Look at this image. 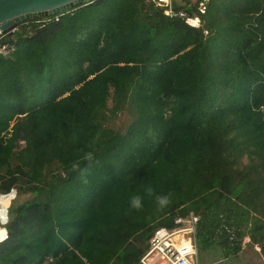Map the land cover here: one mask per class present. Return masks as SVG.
<instances>
[{"label":"trees","instance_id":"trees-1","mask_svg":"<svg viewBox=\"0 0 264 264\" xmlns=\"http://www.w3.org/2000/svg\"><path fill=\"white\" fill-rule=\"evenodd\" d=\"M154 3L93 0L5 30L0 194L16 197L0 264H140L153 229L190 212L197 249L264 257V0L203 14L172 0L199 28Z\"/></svg>","mask_w":264,"mask_h":264},{"label":"built area","instance_id":"built-area-1","mask_svg":"<svg viewBox=\"0 0 264 264\" xmlns=\"http://www.w3.org/2000/svg\"><path fill=\"white\" fill-rule=\"evenodd\" d=\"M156 9H164L169 16H180L188 25L199 28L200 18L198 15L188 16L183 10H175L172 0H154ZM208 0H199L196 10L203 14L206 10ZM190 19H196V24L189 22ZM14 28V27H12ZM13 30V29H12ZM5 31L0 30V57L12 53L16 46L13 42L3 39ZM10 193L0 194V197H7ZM12 199V198H11ZM8 200V205L10 203ZM0 206H3L0 203ZM6 206L5 213L7 214ZM5 208V206H3ZM199 216L190 212L185 216H175L171 227L157 226L153 229L148 241V247L139 259L140 264H197V244L195 239V227ZM244 242H249L246 237ZM257 252L259 246H255ZM47 260H52L48 257Z\"/></svg>","mask_w":264,"mask_h":264},{"label":"water","instance_id":"water-1","mask_svg":"<svg viewBox=\"0 0 264 264\" xmlns=\"http://www.w3.org/2000/svg\"><path fill=\"white\" fill-rule=\"evenodd\" d=\"M93 0H0V30L11 29L26 19L52 16ZM70 170L64 172L67 175Z\"/></svg>","mask_w":264,"mask_h":264},{"label":"rangeland","instance_id":"rangeland-1","mask_svg":"<svg viewBox=\"0 0 264 264\" xmlns=\"http://www.w3.org/2000/svg\"><path fill=\"white\" fill-rule=\"evenodd\" d=\"M186 0H177L179 3H184ZM191 5H197V0H188ZM197 3V4H196ZM120 122L117 123V125ZM10 194L12 195L8 200L11 202L15 199L16 197V190L13 188L10 190ZM24 198L23 195H20L17 197V199ZM8 200H5L2 205L7 206L8 205ZM7 202V203H6ZM8 205V206H9ZM3 206H0V211L3 210L5 212L6 207L4 208ZM8 209V208H7ZM5 220L0 219V225L4 224L7 220V214L5 213ZM249 246H246V249L244 250L243 253H241L238 257L235 258H224L218 248H211L209 251H203L201 249H198L197 253V264H252V261L255 258V250H253V246L251 244H247ZM251 246V247H250ZM256 263L257 264H264V257H262L260 254H258V257L256 258Z\"/></svg>","mask_w":264,"mask_h":264},{"label":"clouds","instance_id":"clouds-1","mask_svg":"<svg viewBox=\"0 0 264 264\" xmlns=\"http://www.w3.org/2000/svg\"><path fill=\"white\" fill-rule=\"evenodd\" d=\"M144 193L147 196L153 195V188L150 185L145 186ZM155 201L159 208H164L168 205L169 199L166 195L155 196ZM129 205L133 209H140L142 207V197L140 195H134L129 200Z\"/></svg>","mask_w":264,"mask_h":264},{"label":"bare ground","instance_id":"bare-ground-1","mask_svg":"<svg viewBox=\"0 0 264 264\" xmlns=\"http://www.w3.org/2000/svg\"><path fill=\"white\" fill-rule=\"evenodd\" d=\"M5 200H6V198L3 197L2 199H0V203H3ZM6 203H7V202H6ZM0 205H1V204H0ZM5 207H6V205H5ZM0 219H1V220H5L3 210L0 211ZM0 227H1V225H0ZM1 239H2V235H1V233H0V240H1Z\"/></svg>","mask_w":264,"mask_h":264},{"label":"crops","instance_id":"crops-1","mask_svg":"<svg viewBox=\"0 0 264 264\" xmlns=\"http://www.w3.org/2000/svg\"><path fill=\"white\" fill-rule=\"evenodd\" d=\"M246 243H247V242H246ZM246 246H249V245H246ZM250 247H251V246H250ZM253 250H255V253L257 252L256 249H255V246L253 247ZM197 253H198V252H197ZM258 254H260V253L257 252V253L255 254V258H254V260L252 261V264H257L255 260H256V258L258 257ZM260 255H261V254H260ZM261 256H262V255H261ZM262 257H263V256H262Z\"/></svg>","mask_w":264,"mask_h":264}]
</instances>
